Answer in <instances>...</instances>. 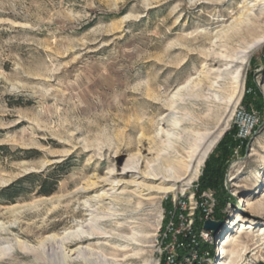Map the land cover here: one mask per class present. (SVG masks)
Returning <instances> with one entry per match:
<instances>
[{
  "label": "rangeland",
  "instance_id": "obj_1",
  "mask_svg": "<svg viewBox=\"0 0 264 264\" xmlns=\"http://www.w3.org/2000/svg\"><path fill=\"white\" fill-rule=\"evenodd\" d=\"M263 34L264 0H0V192L36 176L0 198V264H158L165 209L195 195L204 168L191 185L143 181L179 115L218 119V142L235 130L214 235L239 214L249 228L223 245L234 264H264V43L239 62ZM238 71L241 97L228 103L217 89ZM240 110L254 117L245 137ZM207 192L202 223L215 220ZM91 223L89 239L59 242Z\"/></svg>",
  "mask_w": 264,
  "mask_h": 264
},
{
  "label": "bare ground",
  "instance_id": "obj_2",
  "mask_svg": "<svg viewBox=\"0 0 264 264\" xmlns=\"http://www.w3.org/2000/svg\"><path fill=\"white\" fill-rule=\"evenodd\" d=\"M262 43H264V34L261 35V37L258 40L254 41L251 45L247 46V48L244 51H242V58L239 61L240 64L244 65L246 63L245 62L246 59L252 54L254 50L260 48ZM239 72L240 71H238L237 74L233 76L234 79L233 84L235 83L234 86H230L228 88L219 87L217 89L218 92L226 93L227 95L229 94V96L226 97L228 103L234 101L235 99L239 101L241 97L242 91L238 83V79H240ZM220 76H221V71H219L216 78H220ZM142 85L143 84H138V86H142ZM211 87L213 88V86ZM222 100H225V97L222 98ZM161 112H164V108L160 109V113ZM170 115H172L173 119L177 117V115L174 114V111H172ZM176 122H178L176 126L177 129L176 136H173L172 134L164 136L167 138V140L165 146L163 147L164 148V150L162 151L163 153L158 155L154 160L151 161L152 165L148 166L151 168L150 171L142 175L143 181L145 182L150 181L153 183L156 180L169 181L168 179L172 178L177 181L187 180L188 185H191L193 181L192 179L196 178L200 174L201 169L204 166L203 165L204 161L206 160V158L208 157V155L210 154V152L212 151V149L214 148V146L217 144V142L220 140V137L222 136L221 135L222 132H220V134L212 138L215 132V130L213 129L216 128L217 124H219V121L216 118L215 119L212 118L210 115L192 117L191 119H186L183 115H179V118L176 120ZM135 173L136 172L133 169V170H129L126 173V175L133 176ZM159 190L162 193L163 192L169 193L175 189L172 187H166V188L163 187V189L159 188ZM243 205L244 207L246 206V208L250 210L252 209L254 210L255 208L252 207V201L250 199H247L243 203ZM255 211L258 214H264L263 209H256ZM238 218H239V214H237V216H235L234 218L228 220L226 224L227 232L223 231L221 233L223 237L222 238L220 237L219 241L217 239V247L219 253L217 252L216 253L219 255L225 253L228 257V260L226 262L224 263L220 262V264L235 263V258L237 257V252H236L237 250H235L234 248H225L223 242L226 241L228 243H232L234 244V246L235 244L238 243V238L230 236L231 234L227 235L228 231L237 228L238 225L240 224ZM246 224L257 225L255 222L252 223L246 222ZM85 228L87 229L85 230ZM243 228L248 229L249 227H244L243 225H241L235 230V233H238V231ZM91 230H100V229L96 226V223L87 224L86 226L80 225L76 231H70V230L64 231L62 236L59 238V242L64 244L73 238L77 240V238L79 239V238L87 237L89 239V237L93 233L86 231H91ZM263 234H264V229L260 235ZM74 253L75 252H71V254ZM77 254H80V251H77Z\"/></svg>",
  "mask_w": 264,
  "mask_h": 264
},
{
  "label": "built area",
  "instance_id": "obj_3",
  "mask_svg": "<svg viewBox=\"0 0 264 264\" xmlns=\"http://www.w3.org/2000/svg\"><path fill=\"white\" fill-rule=\"evenodd\" d=\"M237 118L243 122L239 128V135L245 137L254 127V117L240 110L237 112ZM194 198V193L191 198L181 195L173 201L171 209L166 212V220H164L165 217L162 219L157 238L160 240L158 264L161 262L162 264H220L223 262L226 254H217L219 253L218 238L216 239L211 231L206 232L203 229V223L199 230H195V224H193L196 211L204 219L211 216L214 205L213 194L202 193ZM240 263L252 264L246 259Z\"/></svg>",
  "mask_w": 264,
  "mask_h": 264
},
{
  "label": "trees",
  "instance_id": "obj_4",
  "mask_svg": "<svg viewBox=\"0 0 264 264\" xmlns=\"http://www.w3.org/2000/svg\"><path fill=\"white\" fill-rule=\"evenodd\" d=\"M235 130L229 131L224 134L221 141L215 147V151L208 155L206 161L204 162V168L199 177L197 192L195 195L199 196V194L207 189H213L216 205L214 207L213 219L223 221V216L221 211L227 202L226 194L223 192L222 184H223V174L225 171V163L229 160L232 155V149L238 144L239 140L234 139ZM36 177L34 174H29L21 177L18 181L0 192V198L11 199L14 197L17 192L23 189V184L29 182L31 178ZM56 184V182H53ZM52 191H48L45 193L50 194ZM171 203L168 204L165 210L169 211L171 209ZM166 220V217L164 218ZM202 219L201 214L195 215L193 224L195 230H199L201 228ZM181 252V251H180ZM162 264V262L160 263Z\"/></svg>",
  "mask_w": 264,
  "mask_h": 264
},
{
  "label": "water",
  "instance_id": "obj_5",
  "mask_svg": "<svg viewBox=\"0 0 264 264\" xmlns=\"http://www.w3.org/2000/svg\"><path fill=\"white\" fill-rule=\"evenodd\" d=\"M203 224V229L206 232L211 231L213 234H215L223 228L224 221H215L212 219H208V221H205Z\"/></svg>",
  "mask_w": 264,
  "mask_h": 264
}]
</instances>
